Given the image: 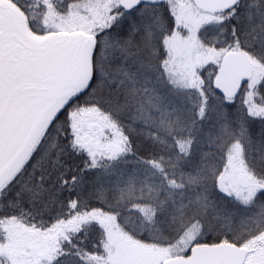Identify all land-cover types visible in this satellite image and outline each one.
<instances>
[{
	"label": "snow or ice",
	"instance_id": "snow-or-ice-1",
	"mask_svg": "<svg viewBox=\"0 0 264 264\" xmlns=\"http://www.w3.org/2000/svg\"><path fill=\"white\" fill-rule=\"evenodd\" d=\"M0 264H264V0H0Z\"/></svg>",
	"mask_w": 264,
	"mask_h": 264
}]
</instances>
